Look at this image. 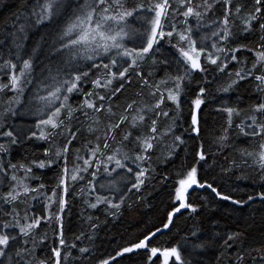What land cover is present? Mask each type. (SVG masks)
Segmentation results:
<instances>
[{
    "label": "snow or ice",
    "instance_id": "obj_1",
    "mask_svg": "<svg viewBox=\"0 0 264 264\" xmlns=\"http://www.w3.org/2000/svg\"><path fill=\"white\" fill-rule=\"evenodd\" d=\"M4 8L0 264H264V0Z\"/></svg>",
    "mask_w": 264,
    "mask_h": 264
},
{
    "label": "trees",
    "instance_id": "obj_2",
    "mask_svg": "<svg viewBox=\"0 0 264 264\" xmlns=\"http://www.w3.org/2000/svg\"><path fill=\"white\" fill-rule=\"evenodd\" d=\"M4 2L6 4H8L9 6H11L13 0H4ZM7 12V9L4 8L3 10H0V16H3L5 15ZM247 182H241V188L244 187V185L246 184ZM260 206L257 204V205H252L250 206L248 209H244L243 210V213L244 215H249V214H254L255 215V218H256V221H255V227L259 228L261 225H260V215L261 213L259 211H256L255 213H253V209L254 208H259ZM73 211L75 212V209H73ZM231 213V209H227V208H222L220 210L219 213H217V216L221 218V222H225V221H228V218H229V214ZM231 215L235 216V215H238V213H231ZM124 223V222H122ZM119 227V226H118ZM112 232H109V235H111ZM101 237L104 236V233L101 232L100 233Z\"/></svg>",
    "mask_w": 264,
    "mask_h": 264
}]
</instances>
